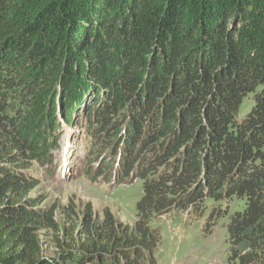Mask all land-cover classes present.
Listing matches in <instances>:
<instances>
[{"label":"trees","instance_id":"16d2710c","mask_svg":"<svg viewBox=\"0 0 264 264\" xmlns=\"http://www.w3.org/2000/svg\"><path fill=\"white\" fill-rule=\"evenodd\" d=\"M80 114L115 179L143 182L133 227L89 206L61 229L32 197ZM234 200L229 261L264 264V0H0V264H154L156 218Z\"/></svg>","mask_w":264,"mask_h":264},{"label":"rangeland","instance_id":"374dc122","mask_svg":"<svg viewBox=\"0 0 264 264\" xmlns=\"http://www.w3.org/2000/svg\"><path fill=\"white\" fill-rule=\"evenodd\" d=\"M254 104L255 95L244 99L239 121L244 120ZM18 106L17 103L11 107L14 113ZM60 123L63 128L57 132V138L39 150L29 172L40 181L32 197L42 198L44 208H56V221L61 229L66 226L67 214L75 213L82 218L89 206L96 223L102 221L103 212L108 209L119 223L133 227L138 219L136 206L144 194L143 182L122 184L120 178L115 179L110 152L94 145L81 127L83 114L76 123L65 124L63 120ZM92 160V168L87 169ZM103 171L106 174L100 178ZM245 206L244 200L221 204L206 201L204 213L176 211L156 218L151 225L160 231L161 241L154 264H231L227 240L229 216L244 211ZM39 235L44 256L55 258L59 250L51 232L45 230ZM246 250L240 248L241 252Z\"/></svg>","mask_w":264,"mask_h":264}]
</instances>
